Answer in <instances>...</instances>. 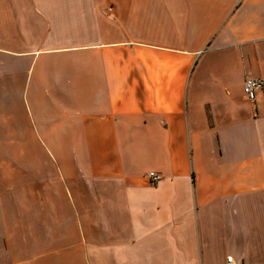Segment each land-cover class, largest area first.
I'll return each instance as SVG.
<instances>
[{"label": "crops", "instance_id": "1", "mask_svg": "<svg viewBox=\"0 0 264 264\" xmlns=\"http://www.w3.org/2000/svg\"><path fill=\"white\" fill-rule=\"evenodd\" d=\"M246 78L264 0H0V137L53 171L0 189V264H264Z\"/></svg>", "mask_w": 264, "mask_h": 264}, {"label": "rangeland", "instance_id": "2", "mask_svg": "<svg viewBox=\"0 0 264 264\" xmlns=\"http://www.w3.org/2000/svg\"><path fill=\"white\" fill-rule=\"evenodd\" d=\"M50 161L48 152L38 138L0 137V189L22 184L17 176V173L21 172L26 173L27 185L37 183L38 178L48 179L53 172L47 164ZM18 163H23L25 170H17ZM36 174L39 176L36 177Z\"/></svg>", "mask_w": 264, "mask_h": 264}, {"label": "built area", "instance_id": "3", "mask_svg": "<svg viewBox=\"0 0 264 264\" xmlns=\"http://www.w3.org/2000/svg\"><path fill=\"white\" fill-rule=\"evenodd\" d=\"M264 86V82L261 79L257 78H246L243 82V95L245 98L250 101L254 102L256 98L257 92H259ZM148 178L152 183H156L157 181L160 180V176L155 173V172H149L148 173ZM233 259L231 256H227L225 259V264H233Z\"/></svg>", "mask_w": 264, "mask_h": 264}]
</instances>
